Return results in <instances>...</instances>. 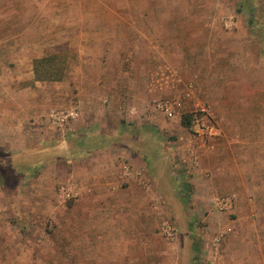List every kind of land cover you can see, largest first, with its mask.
<instances>
[{
  "label": "rangeland",
  "instance_id": "rangeland-1",
  "mask_svg": "<svg viewBox=\"0 0 264 264\" xmlns=\"http://www.w3.org/2000/svg\"><path fill=\"white\" fill-rule=\"evenodd\" d=\"M194 3L212 16L176 18L173 32H163V15L159 16L163 0H0V82L17 92L24 83L19 80L23 71L43 82L69 78L71 108L77 113L64 127L50 124L61 129V139L54 134L43 158L33 152L23 154L16 147H0V220L8 223L0 227V236L8 240L0 242V250L7 251L1 254L0 264H163V238L174 264H180L191 244L198 245V235L209 233V218L236 216L221 207L224 195L209 198L200 191L207 176L199 181L193 176L198 159L190 144L213 135L196 134L191 123L183 139H170L163 128V134L157 133L167 119L154 111L149 118L146 115L157 102L167 101L159 86L163 62H171L181 65L179 88L188 93L186 106H176L179 120L185 115L192 122L201 105L210 109L211 120L219 128L213 110L217 105L224 115L239 113L248 121H263L264 0ZM183 6L196 9L186 2ZM128 8L154 15L118 18L111 14ZM7 67L14 74L5 73ZM132 108L141 111L140 117L125 120L127 109ZM82 123L85 129L77 127ZM188 140V147L180 146ZM104 142L115 143L109 152L116 157L111 179L120 175V155L132 153L131 164L141 167L152 192L145 195L133 180L117 185L135 188L137 224L135 241L129 243L130 258L122 251L127 242L118 231L124 229V222L118 220L121 214L115 218L114 204H127L132 195L107 194L104 187L98 188L90 201L97 210L89 216L82 209L84 191L76 199L62 198L58 192L59 183L65 181L82 190L93 182V156L106 154L98 149ZM89 217L106 220L99 222L102 257L99 253L97 258L89 257L83 250L81 233L86 228L81 220ZM144 217L150 219L152 231L146 239L138 221ZM222 238L212 239L213 252H223ZM199 244L203 249L204 244Z\"/></svg>",
  "mask_w": 264,
  "mask_h": 264
},
{
  "label": "crops",
  "instance_id": "crops-1",
  "mask_svg": "<svg viewBox=\"0 0 264 264\" xmlns=\"http://www.w3.org/2000/svg\"><path fill=\"white\" fill-rule=\"evenodd\" d=\"M198 1L201 0H163V12L159 13V16L163 15V32L169 30L173 32L176 27L173 19L176 18L212 16L206 11H200L197 3H194ZM184 2L190 3V6L196 5V9L184 8ZM111 14L113 17L118 18H149L154 15L150 11H135L130 8L127 10H113ZM179 66L181 65L163 62V84L160 83L159 88L163 90V94H165L163 99L167 100L166 102L181 108L187 104L186 95L188 93L182 90L183 88H179L178 82L181 79L178 73ZM23 72L19 80L24 83L21 88L18 87L17 92L10 91L9 85L6 84L5 86L0 82V147H7L8 149L16 147L23 154H32L31 152H33L39 156L46 155L47 151L51 149L49 144L55 138L54 134L58 136L57 139H61V129H54L47 121V116L53 109L71 108V80L64 78L62 82H43L35 80L32 72ZM165 72L169 74L164 75ZM5 73L14 74L13 72L10 73L8 67L5 68ZM11 79L13 80V77ZM144 82L147 83V80H144ZM2 92H4L3 95ZM59 94H62V101L59 100ZM218 108L215 105L213 110L218 119L219 133L207 138V140L199 138L190 144V149L198 159L195 162L197 166L193 169V176H198L196 179L198 181L202 175L207 176L206 182H202L203 186H201L200 191L204 196L219 193L225 196L223 198H229L230 203L226 210L236 214V216L234 218H209L206 224L209 233L205 237H199L201 235H198V245L191 244L189 255L180 264H200L201 262L198 263V260L204 261L205 264H264V120L260 122L248 121L245 116L232 112L224 115ZM226 108L230 109L225 106ZM153 111L167 119L163 121L160 117L162 122L159 125L160 131L157 133H162L164 130L169 134L170 139H183L185 137L184 129L186 126L181 123V118L179 120L177 115L168 117L153 106L147 112L148 115L145 114L146 117L149 116V113L152 114ZM140 113L141 111L139 112L137 109H127L125 120L129 118L136 120L140 117ZM150 122L152 123L151 120ZM83 124L77 127L82 126L85 129L86 125ZM72 131L76 132V129L70 130L71 133ZM186 139L189 138L186 137ZM190 142L191 140H188L187 144L184 143L180 146L188 147ZM114 146L115 143L111 145L105 143L98 148L106 154L102 156L98 153L93 156L95 158L93 159L94 169L91 170V173L95 174L93 182L89 186L85 185L84 190L79 186L80 193L75 199L84 191L83 195L80 196V199L84 202L82 209L90 216L92 211L96 209V204L90 202L91 198L95 193H99L98 190L101 187H104L105 190L103 191H107V194L114 193L118 196L119 194L129 193L132 195L131 198H127V204H123V201L114 204L117 210L115 218L118 219L121 214L118 220L124 222L122 224L124 229L118 231V234L122 235V241L127 242V246L124 244L122 251L130 258L128 254L130 252L129 243L135 241V227L137 224L136 217L133 215L136 209V204L133 202L135 200L133 195L135 188L129 185L125 189H121L117 185L119 181H126L127 183L130 181L121 175L123 164L126 163L132 168L141 167L131 164L130 156L132 153L122 154L119 163L120 175L117 174V177L112 180L111 175L114 173V158L116 157H112L109 152L111 147ZM98 155L102 157L100 158ZM205 155L206 160L202 159ZM160 163L162 164L161 160ZM140 186L139 190L144 191L145 195L152 193L149 186ZM211 198L214 203L215 198L212 196ZM117 200L119 199L117 198ZM213 203L209 204V207H213ZM148 207L144 206V210H149ZM218 213L219 211L215 212V214ZM112 215V213L108 214L107 221H111ZM101 220L106 222L101 217H89L81 220V225L86 228L81 233V240L85 244L83 250L89 257L97 258L98 253L100 257L103 256L100 254L102 247L98 246V243H102L103 227L99 224ZM138 221L140 222L143 238H149L152 232L150 219L144 217V219H138ZM7 224V222L0 220V227L2 225L7 226ZM216 236L223 237V252L219 254L216 251L213 252L212 247V239ZM6 241H8L7 238L2 239L0 236V242ZM199 242L204 244L203 249L200 248ZM94 243L96 246H94ZM126 247L128 249L124 250ZM2 250H0V256L3 252H7ZM200 250L203 254L198 255ZM114 254L116 255V253ZM114 254L111 253V256H115ZM177 260L178 257H176ZM174 262L173 253L169 251L167 242L163 238V264H174Z\"/></svg>",
  "mask_w": 264,
  "mask_h": 264
},
{
  "label": "built area",
  "instance_id": "built-area-1",
  "mask_svg": "<svg viewBox=\"0 0 264 264\" xmlns=\"http://www.w3.org/2000/svg\"><path fill=\"white\" fill-rule=\"evenodd\" d=\"M155 107L165 113V115L168 117H173L177 114L176 107L169 102L159 101L155 104ZM197 110L199 115L196 116L192 122H190V124L192 123L194 132L200 136L204 134L215 135L218 132V128L211 120L210 109L200 105L198 106ZM76 114L77 113L75 109L72 108L56 109L48 114V120L50 124L56 127H64L69 123L70 120L75 118ZM121 175L126 180H133L142 186H147V179L145 178L144 172L141 168H132L125 163L121 167ZM58 192L62 198L71 199L77 197L80 193V190L78 186L69 181H65L59 183ZM219 203L223 208L228 209L230 199L222 198Z\"/></svg>",
  "mask_w": 264,
  "mask_h": 264
},
{
  "label": "trees",
  "instance_id": "trees-1",
  "mask_svg": "<svg viewBox=\"0 0 264 264\" xmlns=\"http://www.w3.org/2000/svg\"><path fill=\"white\" fill-rule=\"evenodd\" d=\"M181 123H182L184 126L188 127L189 124H190V123H189V117L183 115V116L181 117Z\"/></svg>",
  "mask_w": 264,
  "mask_h": 264
}]
</instances>
